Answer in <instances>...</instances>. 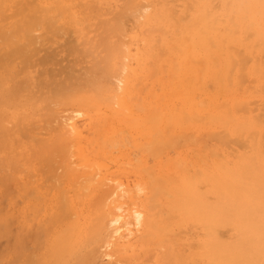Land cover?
<instances>
[{"label":"rangeland","instance_id":"rangeland-1","mask_svg":"<svg viewBox=\"0 0 264 264\" xmlns=\"http://www.w3.org/2000/svg\"><path fill=\"white\" fill-rule=\"evenodd\" d=\"M144 1L151 4L149 17L140 23H136L134 15L133 20L125 18ZM127 2L0 0V264H48L50 249L68 232H72V238L65 256L67 264H78L79 258L88 262L93 253L99 257L102 240L96 233L105 234L108 227L109 216L103 217L109 212L107 206L103 208L107 187L93 183L85 190L87 185L78 180L90 177V172L99 167L109 166L123 175L135 174L146 183L144 203L154 228L142 234L140 244L142 261L148 264H204L202 248L210 237L203 223L187 220L178 210L185 197L181 174L197 177L204 171L221 179L230 170L238 180L235 172L239 174L250 164L259 177L264 200V36L254 35L253 29L232 26L221 0ZM206 2L220 21L211 40L201 44L190 39L199 10ZM257 19L260 28L261 19ZM132 23L136 31L127 35L139 40L140 49L132 52L133 65L125 73V90L117 94L112 78L121 72V54L117 50L122 49L120 41L128 40L124 36L121 40L119 30L121 26L127 30ZM241 49L247 64H242L244 60L240 63ZM193 50L196 58L205 63L185 57ZM211 56L214 61L208 58ZM176 64H180L178 74H174ZM241 71L245 72L243 80ZM101 74L104 77L99 81ZM106 75L110 80H105ZM115 94L117 98L126 95L129 110L114 103ZM188 100L198 103L204 118L195 120L192 128H180L173 115L179 114ZM245 102L252 104L240 105ZM76 108L86 111V124L91 128L87 153L95 168L69 172L60 149L67 148L70 142L64 124ZM158 112L163 117L160 128L168 134H185L184 141L189 142L181 138L175 145L177 148L179 144L177 149L173 146L164 149L163 155L150 151L147 155L136 143L146 144L144 135L152 129L149 119ZM211 113L218 117L211 118ZM110 132L122 142L106 146L101 153L97 141ZM208 132H221L220 139L215 140L214 134L209 138ZM225 136L231 142L225 144ZM190 140L195 144H189ZM168 149L175 154L168 153ZM181 160L186 165L182 164L180 170L179 163L174 170L173 162ZM147 166L149 176L142 169ZM197 193L206 204L221 202L207 181L197 184ZM234 223L233 220V225L218 228L216 237L220 243L240 241V231ZM162 225H170V233L161 234Z\"/></svg>","mask_w":264,"mask_h":264},{"label":"bare ground","instance_id":"bare-ground-1","mask_svg":"<svg viewBox=\"0 0 264 264\" xmlns=\"http://www.w3.org/2000/svg\"><path fill=\"white\" fill-rule=\"evenodd\" d=\"M1 1L3 2L4 0H1ZM127 1H128L127 4H130L129 2L130 1L132 2L133 0H127ZM141 1H143V0H141ZM262 2H264V0H221L223 10L226 11V13H225L226 16L230 18V22H231L232 26L237 25V27L241 28V29H243V28L248 29V30L253 29L252 31L254 32L253 33L254 35H257V34L260 35L261 34L262 36H264V33H263L264 32V9L261 8ZM141 4L142 5H140L139 8L135 9V11L132 14H127V17H125V18L127 19L128 16H129V18H131L132 15H134L133 17L136 19V23H140L142 19H144L145 17H149L148 13L150 12L151 4L145 3V1L143 3L141 2ZM208 4L209 3L206 2V4L204 6H202L201 9L199 10L200 14L197 16L195 23L193 24V27H195V31L193 33V37L190 39L193 41L200 42L201 44H204V42L207 43L209 40H211L210 35L213 34L217 30V24L220 21L219 16H217V15L213 14V12H211ZM131 5H130V7H131ZM136 6H137V4H136ZM130 7L128 6L126 9H124L122 17L126 16L125 12ZM118 13H120V12H118ZM127 13H128V10H127ZM133 17L131 18L132 20L134 19ZM257 17L258 18L260 17V19H261V23L259 21L260 28L257 27V25H258ZM114 19L117 20V22H120L119 21L120 19H118V17L117 18L115 17ZM124 21H125V19H124ZM125 24H127V23H125ZM132 25H133V23H132ZM134 26L135 25L129 26V28L125 31H124L125 26H123V27L121 26V30L118 29L122 35L121 40H123L124 37L128 38V40L127 39L124 40L127 42L120 41L121 45H122L121 47H122V49L124 47V49L123 50L122 49L117 50L118 54L119 55L121 54L120 60H121V64H122L121 65V72H119L118 74L114 75V77H112L113 80L115 81L114 83H116L117 94L120 93V91L125 90L124 84H125V81L127 79V77L125 76V73L130 69V66L133 65V63H132L133 58L132 57L134 55L132 54V52L138 51L140 49V47L138 45L139 40L137 41V38L131 37L130 35H127V34H132L136 31L135 30L136 28ZM116 28H117V26H116ZM227 28L229 29L230 25H228ZM70 32H71V30H69L68 36H69V34H71ZM248 34H252V33L249 32ZM247 36L250 37V35H247ZM196 45H197V43L195 45H193L192 47L194 48V46L196 47ZM133 46H134V48H133ZM241 51H242V49L239 51L240 52L238 54L239 56H241L243 54ZM244 56L243 57L241 56L243 59H241V57H240V59H239L240 63L242 60H244V62L242 64H244V63L247 64L246 62H248V60H247L246 56L245 57ZM185 57H187L189 60H191V62L194 61L195 63H201V64L205 63L204 59H199V58L197 59L196 58L197 56H196L194 50L187 52ZM208 58L211 61L215 60V59H213L212 56L208 57ZM244 58H246V60ZM248 59H249V57H248ZM250 59H249V61H250ZM11 61H13V60H11ZM234 62L236 64V61H233V63ZM42 63H44V61ZM212 64L214 65V63H212ZM235 64L233 66H235ZM179 65L180 64H178V65L176 64L174 74H178L180 72L179 68H177V67H180ZM99 68L102 69V67H98V69ZM244 68L242 70H244ZM204 70H205V67L200 72H203ZM231 71H230V75H231ZM106 72H108V71H106ZM243 72L244 71L240 72V73H242L241 74L242 80H243L242 75H244V73H245V72L244 73ZM95 73H97V71ZM88 75L86 74L85 77L86 76L88 77ZM101 75L98 76V78L104 77V75H102V76ZM107 75H108V73H107ZM107 75H106L105 80H107V78L110 77V76L107 77ZM95 76H96V74H95ZM101 78L99 79V81H101ZM217 78H221V77H217ZM230 78L231 77L229 76L228 79L231 82ZM91 79H93V78H91ZM102 80H103V78H102ZM108 80H110V79L108 78ZM225 80H226V78H225ZM245 81H247V80H245ZM242 83H243V81H242ZM100 84H101V82L98 84L99 86L98 85L96 86L98 88V90H99ZM87 85H88V83H87ZM90 85H91V82H90ZM92 86L94 87V85H92ZM158 87H157V89H158ZM93 89L95 90V88H93ZM65 90H67V89H65ZM64 91H62V93ZM70 91H72V89ZM117 94H115L113 97L114 103L117 104L120 108H122L124 110H127V109L129 110L127 103H126V101H127L125 98L126 95L117 98ZM203 101H205V100H203ZM197 104H194L191 100H188L183 105V108L179 112V114L173 115L176 124L179 125L180 128H182L184 126L186 128H192L195 120L198 121L200 119L199 117L202 118V116L200 114L202 109H200L201 107H197ZM203 104H205V103H203ZM203 104H202V106H204ZM244 104H252V103H246L245 102V103H241L240 105H244ZM154 110H155V108H154ZM159 112L153 118L151 117L149 119V123L152 124V129L149 130L144 135L145 139H146V144L143 145L145 143L144 142L140 146L139 144L136 143V146L141 148L140 151L145 150L147 152V155H149L148 151H150L151 154L156 155V156L159 153L161 155H163L164 149L173 147L177 143H179L181 138L183 139V140H181L182 142L186 138V137H184L185 134L184 135H181V134L178 135V134H176V132H172V133L168 134L167 131L160 128L161 121H162L163 117H162V113H159ZM85 114H86V111L84 109H79V108L73 109L71 111V116L66 120V122L64 124L65 129L69 133L68 135H69L70 142H69L67 148H61L60 149L62 156L60 154H58V155H60L61 158L64 159V161L65 160L67 161V167L65 169L69 172L70 171L71 172H82V171L91 170V169L93 170V168H95V165H92L90 163V158L88 157V153H87L89 132H90L91 128H89V126L86 124L87 119H85V117H84ZM210 115H211L210 116L211 118L212 117L213 118L218 117V116L214 115L213 113H211ZM57 122H60V121H57ZM35 127H37V126H35ZM58 127L59 126L57 125V129H58ZM124 132H126V131H123V133ZM215 133L216 132H214V133L208 132L207 135L209 136V138H211L212 135L214 134L215 138H214V136L212 138H214L215 140H218L217 137L219 138L218 135H220L219 133H221V132H217V134H215ZM119 135H120V132H119ZM124 135H127V134L124 133ZM223 135H221L222 139H223ZM186 136H188V134ZM117 137L118 136L116 134L114 135L112 132L105 133V135L97 141L98 150L101 153H103L104 152L103 150L106 148V146H109V148H110V146L115 147L116 145L121 143L122 140L119 138L120 139V141H119L117 139ZM228 137L229 136H225V139H227L226 142L224 139L225 144L229 141ZM185 140H187V138ZM188 140H189V138H188ZM193 140L195 141V138ZM236 140H238V138ZM127 141H128V139L125 140V143ZM190 141L192 142V140H190ZM194 141L192 143L190 142L189 144H193ZM196 141H198V140H196ZM238 141H239V143H241L240 140H238ZM129 142H131V141H129ZM184 142L188 143L189 141H187V142L184 141ZM224 142H220V143L222 144ZM229 142H231V141H229ZM125 143H124V145H125ZM208 143H209V140H208ZM180 144H181V142H180ZM182 144L184 145V143H182ZM233 144H234V142H233ZM235 144H238V143L235 142ZM124 145L121 146V144H120L121 147H124ZM209 145H211V144L209 143ZM178 146H179V144L177 145V148H178ZM228 146L229 145H227V147ZM175 148H176V146H175ZM170 150L171 149H168V153L169 152L170 153L175 152L174 150H172V151H170ZM162 151H163V153H161ZM210 152L212 153L213 151H210ZM213 153H215V152H213ZM160 154L158 156H160ZM132 155H134V151H133ZM153 155H151V156L153 157ZM216 156L218 157V154H216ZM174 157H177V156H174ZM134 158H135V156H134ZM153 158H155V157H153ZM167 159H165V160H167ZM176 160H177V158H176ZM178 160H179V158H178ZM164 161H163V165H165L167 163L165 161V164H164ZM179 161L173 162L174 163L173 165H175V166H172V168L174 170L177 168V166L179 168V163L181 165L180 170L183 169V166H182L183 162H182V160H181V162H179ZM200 163H202V161ZM184 164L186 165L185 162H184ZM149 166H155V164L149 165ZM219 167L221 168L222 166H219ZM142 169H143V171H145L147 176L150 175L149 172H146L148 169V166H147V168H142ZM144 169H146V170H144ZM151 169L152 168H150V171H152ZM93 172L94 173L90 172V174H91L90 177L87 176V177H84V179L80 178L78 180H79V182L80 181L83 182L82 185H87L84 187L85 190H88L91 187V185H93V183L103 184L105 189L107 187V192L105 193V196L103 198V208L105 206H107L109 212L107 211L108 212L107 215L105 214L106 212H104L103 214H105V215L103 217H105V219H107L108 216L109 217H108V227H107V231L105 232V234H103L102 231H100L99 233H96L97 239L102 240V245L100 247V250L103 249L102 254L99 255V257H97L93 253V255H91L90 260L88 261L89 264H148L147 262H144V260L142 261V256H141L142 244H140V238H141L142 234L146 230L154 228L152 222L148 218V209L146 207L147 204L145 205V203H144V201H145L144 197H145L146 192H147L146 191L147 190L146 183L140 181L138 176L135 174H133V175L124 174L123 175L122 173H118L116 171L110 170L109 166L99 167L98 169L93 170ZM152 172H154V171H152ZM235 173H236L235 175L239 177L238 180L233 178V171H230V170L226 171L223 174L221 179H218L213 174L209 175V174L205 173L204 171H201L200 175L197 177H190L186 174H181V183H180L181 184V192L184 194L185 197H184V200L182 202L183 204L178 208V210L180 212H182L183 217L187 218V220H192L195 222L203 223L204 227L207 230V233L210 237V240L208 242H206L202 248L201 256L204 259V264H262V261H264V240H262V225H264V200H263V195L261 193V189L259 187V185H260L259 181H258L259 177L255 173L254 169L250 166V164L242 172H239V174L237 172H235ZM85 179H86V183H85ZM158 180L159 179H156V181H158ZM203 181L209 182V184L212 186L214 192L220 196V199H221L220 204H217V205L206 204L204 198L201 197L200 195H198L197 184L202 183ZM150 185H151V182H150ZM159 189H161V188H159ZM158 190H156L155 192L157 193ZM161 190H163V189H161ZM164 193H165V191H164ZM168 196H170V195H168ZM152 202H153V200H152ZM153 205H154V202H153ZM153 205H151V207ZM155 205H156V203H155ZM233 206H235V207H233ZM77 207H79V205ZM105 209H106V207H105ZM233 211H235L234 215H233ZM71 212L73 213L74 210H71ZM98 218H100V217H98ZM233 220L235 221L234 225L240 231V235H241L240 241L238 243L230 244V245H225V244L220 243L217 240L218 238L216 237V232H217L218 228L220 226H223L226 224L233 225ZM155 226H157V224H155ZM169 227H170V225L160 226L159 227L160 233L161 234L168 233L170 231ZM220 235H222V234H220ZM71 238H72V232H68L65 236H62L61 239L53 245V247L50 249L52 251V253L50 255V260H49L48 264H67L65 256L69 252V248L71 246ZM164 240H167V239H164ZM170 240L174 241V239H170ZM99 254H100V252H99ZM150 258H152V256ZM148 259H145V260L148 261ZM82 261H84V259L79 258V262H82ZM149 261H150V259H149Z\"/></svg>","mask_w":264,"mask_h":264},{"label":"snow or ice","instance_id":"snow-or-ice-1","mask_svg":"<svg viewBox=\"0 0 264 264\" xmlns=\"http://www.w3.org/2000/svg\"><path fill=\"white\" fill-rule=\"evenodd\" d=\"M261 8L264 9V2H262ZM262 240H264V225H262ZM78 264H89V262L82 261V262H78ZM262 264H264V261H262Z\"/></svg>","mask_w":264,"mask_h":264}]
</instances>
